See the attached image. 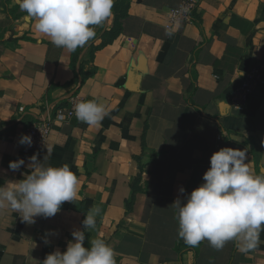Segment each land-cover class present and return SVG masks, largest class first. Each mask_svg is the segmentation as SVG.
<instances>
[{
	"label": "crops",
	"instance_id": "1",
	"mask_svg": "<svg viewBox=\"0 0 264 264\" xmlns=\"http://www.w3.org/2000/svg\"><path fill=\"white\" fill-rule=\"evenodd\" d=\"M181 2L115 0L82 53L95 47L83 82L71 52L37 33L16 0L0 7V186L29 174L33 156L67 164L79 179L76 199L53 217L28 224L0 209V264H42L75 242L74 231L85 232L86 248L104 240L116 264H264V231L249 253L235 242L220 251L206 240L189 247L171 206L181 187L186 195L203 183L221 148L245 150L253 173L264 172V0H199L191 22L172 24ZM256 64L263 82L236 111L230 96ZM76 89L108 115L97 125L56 124L42 150L24 152L20 137L41 104ZM89 214L95 224L85 229Z\"/></svg>",
	"mask_w": 264,
	"mask_h": 264
},
{
	"label": "clouds",
	"instance_id": "2",
	"mask_svg": "<svg viewBox=\"0 0 264 264\" xmlns=\"http://www.w3.org/2000/svg\"><path fill=\"white\" fill-rule=\"evenodd\" d=\"M115 0H16L24 20L32 22L34 30L46 37L55 47L73 52L83 48L96 36L95 26L103 24L112 13ZM75 117L97 125L108 115L106 107L94 100L74 106ZM31 137L22 135L20 145L31 147ZM49 150L47 149V153ZM247 152L221 148L209 159L210 167L202 176L203 183L171 206L176 211L177 236L189 247L202 241L220 251L235 242L238 251L249 253L260 244L264 231V172L254 174L249 168ZM24 160L10 162L17 171ZM30 173L19 181L0 186V209L19 214L23 222L35 223V217L55 216L65 202L77 197L79 179L67 164L49 166L36 156L30 158ZM181 197H183L181 199ZM85 229L94 227V216L86 215ZM75 242L66 250L48 254L42 264H116L114 250L102 239L91 240L84 247L85 232L74 231ZM47 242V241H46Z\"/></svg>",
	"mask_w": 264,
	"mask_h": 264
},
{
	"label": "built area",
	"instance_id": "3",
	"mask_svg": "<svg viewBox=\"0 0 264 264\" xmlns=\"http://www.w3.org/2000/svg\"><path fill=\"white\" fill-rule=\"evenodd\" d=\"M198 2L199 0H182L180 6L171 14L172 24L191 22L192 14ZM262 72L263 68L260 64L251 66L245 71L241 82L230 96V105L234 110L241 112L244 109L250 95L263 82ZM83 101L84 98L78 93V89H76L62 101L53 103L48 101L43 102L39 115L23 131L22 135H29L32 141L31 147L21 145L23 151L37 153L42 150L54 125L67 123L76 118L74 106ZM18 113H23L22 107L18 109Z\"/></svg>",
	"mask_w": 264,
	"mask_h": 264
},
{
	"label": "trees",
	"instance_id": "4",
	"mask_svg": "<svg viewBox=\"0 0 264 264\" xmlns=\"http://www.w3.org/2000/svg\"><path fill=\"white\" fill-rule=\"evenodd\" d=\"M9 0H0V7L4 9V6L6 4H8ZM116 13L115 17H114V27L117 26V23L119 21V12L118 11H114ZM122 17V15H121ZM92 42L89 41L87 45H85L83 48H77L75 51L71 52V65H72V69H76L78 68V76L80 77V81L83 82L84 79L86 77H88L89 75L92 74V70L90 71H83V66L84 64L87 62V58L88 60L92 59V54L93 51L95 50L94 46H91L86 54V58L85 56H82V53L84 51V49L89 46V44Z\"/></svg>",
	"mask_w": 264,
	"mask_h": 264
}]
</instances>
